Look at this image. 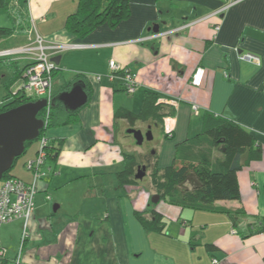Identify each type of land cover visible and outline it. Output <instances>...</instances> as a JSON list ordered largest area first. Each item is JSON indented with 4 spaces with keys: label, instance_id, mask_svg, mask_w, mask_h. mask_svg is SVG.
Wrapping results in <instances>:
<instances>
[{
    "label": "crops",
    "instance_id": "obj_1",
    "mask_svg": "<svg viewBox=\"0 0 264 264\" xmlns=\"http://www.w3.org/2000/svg\"><path fill=\"white\" fill-rule=\"evenodd\" d=\"M28 4L32 26L49 42L80 44L54 57H60L58 70L74 73L60 79L61 86L83 80L90 94L88 103L76 112V122L49 131L48 137L61 143L57 158L46 161L47 175L38 182L29 236L23 244V220L0 227V247L7 249L2 264H14L19 253L22 264H212L215 257L221 264H264V233L242 236L249 234L256 218L264 217V154L238 172L241 199L215 204L232 211L244 209L237 225L225 212L161 200L155 209L165 218V233L146 231L136 212L151 208V188L150 192L139 185L123 189L116 176L114 190L93 193L89 184L85 187L90 177L98 175L104 184L108 168L115 175L123 170L124 154L134 155L137 162L146 160L143 151L138 159L134 140L124 136L129 127L144 133L158 130L154 155L159 166L165 148L174 158L178 144L202 131L208 112L239 123L264 150V0H131L127 18L115 27L100 25L84 38L64 28L78 0ZM2 12L0 26L7 24L6 19L12 21ZM155 25L158 32L153 31ZM21 38L29 39L27 33H15L0 40V50L22 46ZM243 53L258 55L260 63L242 60ZM111 60L134 73V93L122 88L120 78L110 77ZM198 68L205 75L195 86L191 80ZM148 91L160 94L163 104H172L174 114L159 125L146 120L132 126L116 119L120 109L139 112ZM37 150L24 164L35 158ZM222 155L221 147L212 149L214 161ZM14 173L26 182L32 180L24 172ZM73 184L77 187L68 188Z\"/></svg>",
    "mask_w": 264,
    "mask_h": 264
},
{
    "label": "trees",
    "instance_id": "obj_2",
    "mask_svg": "<svg viewBox=\"0 0 264 264\" xmlns=\"http://www.w3.org/2000/svg\"><path fill=\"white\" fill-rule=\"evenodd\" d=\"M18 1L0 0V8L13 21V25L10 27L0 26V40L6 39L15 33L29 34L32 28L28 8L29 0H21V4ZM130 2L131 0H78L76 10L67 16L64 28L73 35L84 38L100 25L107 23L111 27H115L130 15ZM20 59L25 60L26 63L24 64L26 65L20 66L19 63L22 62ZM1 63L6 65L7 69L12 72L8 88H10L12 82L23 76L28 65L26 59L17 56L0 57V65ZM68 86L63 87L68 89ZM89 89L86 84L88 95L90 94ZM15 91L16 89L10 90L9 102L0 106V112L29 101H36L23 94L22 90ZM160 99V94L148 91L144 95L142 108L139 112L135 113L128 109H120L115 113V117L116 119L127 120L132 126L138 121L146 120L154 121L156 125H159L165 117L173 115L175 112V107L172 104L171 106L165 105ZM47 111L48 109L44 108L38 115L39 118L45 121V125L37 140L47 136L53 128L69 125L78 119L76 113H68L63 105L50 106L49 114ZM205 139H209L210 143H205ZM33 142H26L24 154ZM196 145H205L209 150L206 148L201 149V147L196 148ZM60 146L61 143L56 144V140L50 137L46 148L48 158L51 157L55 160ZM187 146H190V151L185 149ZM214 147H221L223 152L222 157L215 161L212 158ZM263 154L262 145L243 126L236 121L208 112L203 116L202 131L195 137L177 145L175 156L170 165L160 167L156 156H153L152 172L150 173L151 186L156 189L154 194L160 196V201L165 200L170 204L183 208L225 212L234 225H237L239 216L245 213L244 209L232 211L215 204L217 201L241 199L238 172L251 162L262 159ZM20 157L15 160L13 167L4 175L1 181L11 177L20 178L14 173V168ZM123 161L124 169L116 174L119 183L123 187L139 184L140 180H137L135 175L138 166L142 163L137 162L136 157L132 154H124ZM46 164L43 166L44 171L48 169ZM158 203L151 202V208L144 212L137 211L136 217L143 224L146 231L165 233V218L155 209ZM251 227L249 234L242 235L244 238L256 233H264V217L256 218V222L251 223ZM0 249L6 248L0 247ZM208 249H214V245L208 244ZM5 257L0 258V264L4 263Z\"/></svg>",
    "mask_w": 264,
    "mask_h": 264
},
{
    "label": "built area",
    "instance_id": "obj_3",
    "mask_svg": "<svg viewBox=\"0 0 264 264\" xmlns=\"http://www.w3.org/2000/svg\"><path fill=\"white\" fill-rule=\"evenodd\" d=\"M225 9L227 7L221 11ZM28 38L29 43L27 45L0 50V57L17 56L28 61V65L21 77L22 84L16 91L22 90V93L32 98V100L46 99L48 101L46 108L49 114V108L54 95V73L58 69V65L53 61V57L62 51L78 48L80 44L74 42H49L45 36L36 30L35 26H32L30 29ZM240 58L256 64L260 63L259 56L253 53H243ZM109 65L111 70L110 77L120 78L125 91L128 94L134 93L137 88L134 73L120 66L115 60H111ZM204 75L205 70L198 68L192 76L191 83L195 86H200ZM93 78L100 80L101 76L95 75ZM193 108L196 113L199 112L197 105L193 106ZM40 141L41 145L39 146L37 156L26 164L27 168L34 172L32 181L26 182L16 177L0 181V227L15 220H23L22 244L29 236L28 228L30 219L35 211L38 182L47 175L46 170H43V166L48 159V152L46 150L47 136H43ZM6 253V249H0V258L5 257ZM14 264H22L21 253H19ZM212 264H221V261L215 257L212 259Z\"/></svg>",
    "mask_w": 264,
    "mask_h": 264
},
{
    "label": "water",
    "instance_id": "obj_4",
    "mask_svg": "<svg viewBox=\"0 0 264 264\" xmlns=\"http://www.w3.org/2000/svg\"><path fill=\"white\" fill-rule=\"evenodd\" d=\"M153 31L158 32L159 25H155ZM53 61L58 65L60 57H53ZM88 101L89 95L86 91V83L79 80V82H74L71 88L56 94L51 101V106L56 107L63 104L68 113L74 114L85 106ZM47 106L48 101L42 98L0 112V181L13 167L15 160L24 154L26 142L35 141L39 138L45 122L38 115ZM128 133L133 134L138 145H141L145 139H153L151 128L145 134L142 130L135 128L129 129ZM146 173L147 167L145 165L138 166L135 178L142 180ZM151 201L158 203L160 196H152Z\"/></svg>",
    "mask_w": 264,
    "mask_h": 264
},
{
    "label": "rangeland",
    "instance_id": "obj_5",
    "mask_svg": "<svg viewBox=\"0 0 264 264\" xmlns=\"http://www.w3.org/2000/svg\"><path fill=\"white\" fill-rule=\"evenodd\" d=\"M2 10L0 8L1 12H2ZM1 12H0V17L2 16ZM6 20L8 21L7 24H3V25L9 26V27L12 26V21L11 20L9 21V19H6ZM3 25H1V26H3ZM21 40H22L21 43H23L22 46L27 45L29 43V39L24 40V39L21 38ZM23 63H24V60L21 63H19L20 66H22ZM73 74L74 73L70 72L69 70L60 71V70L57 69L55 71V73H54L55 92H54L53 98L55 97L56 93L58 94L59 92L63 91V89H65L63 86H61V84L59 82L60 79L64 78V80H65L66 78L68 79V77L71 78L73 76ZM11 76H12V72L8 71L7 70V66L4 65L3 63H1V65H0V106H2V105H4V104L9 102V99H10L9 92H10V90L11 89L15 90L19 86H21V84H22L21 77H19L14 82H12L11 85H10V88H8V85L10 84L9 82H10ZM89 76H91V75H89ZM68 88H71V84H69ZM66 90H67V88H66ZM11 100H12V98H11ZM136 127H139V126H136ZM129 128H132V127H129ZM152 132H153V139L152 140L145 139L144 142L141 145H138L136 143V140H135L133 134H130V133L127 132V130H125L124 136H129L127 138H130L132 141L134 140L133 141V146L135 147L134 148V153L136 154L138 159H140L139 154L141 153V151L145 152L147 154L148 158H150V159L153 158V155H154V153H155V151H156V149L158 147V146H156V144L158 142L159 133H158L157 129L152 131ZM47 136H49V132H48ZM40 145H41V141L40 140H35L29 146V150L18 159V161L16 163V166L14 168L15 172H17L20 175L21 174L23 175V172H24L25 174L30 175L32 177V179H33V177H34L33 170L25 168V164H24L23 161L25 160L26 157H28L30 154H32L36 150V148H38ZM166 152H168L167 148H165V153H164V155L162 157V160L160 162V166H166V165L168 166V165L171 164V162L173 160L172 159L173 157L171 158V155L169 156L168 153H166ZM36 156H37V154H36ZM164 158H166V160H164ZM140 163H146V162L145 161H140ZM110 172H112V171L108 168L106 170V175H104V179H105L104 184H103V178H102L103 176H101V175L99 176L98 175V176L90 177V179L85 182V187H87L88 184H89L88 188L93 193H94V191H97V190H99L101 188L109 189V190L113 189L114 190L117 187L118 183L116 181V177H114V176H116L115 173H110ZM151 172H152V166H150V169L147 170L146 176L142 180H140V183L137 184L139 186H137V187L139 189H141L142 191H148V192H150V188H151L153 190V194L152 195H155L154 192H156V189H154L153 186H151V184H150L151 178H150V174H148V173H151ZM74 187H77V185L73 184V185H69L68 186V188H74ZM122 188L125 189V187H123V186H122Z\"/></svg>",
    "mask_w": 264,
    "mask_h": 264
},
{
    "label": "flooded vegetation",
    "instance_id": "obj_6",
    "mask_svg": "<svg viewBox=\"0 0 264 264\" xmlns=\"http://www.w3.org/2000/svg\"><path fill=\"white\" fill-rule=\"evenodd\" d=\"M143 132V131H142ZM144 133V132H143ZM145 134V133H144ZM152 161H153V158H146V160H145V162L146 163H142V164H140V166H143V165H145L146 167H147V170H149L150 169V166H152ZM148 165H149V167H148ZM149 168V169H148Z\"/></svg>",
    "mask_w": 264,
    "mask_h": 264
},
{
    "label": "bare ground",
    "instance_id": "obj_7",
    "mask_svg": "<svg viewBox=\"0 0 264 264\" xmlns=\"http://www.w3.org/2000/svg\"><path fill=\"white\" fill-rule=\"evenodd\" d=\"M48 139H49V138H48V136H47V141H48Z\"/></svg>",
    "mask_w": 264,
    "mask_h": 264
}]
</instances>
